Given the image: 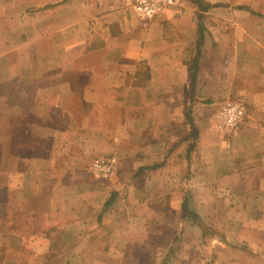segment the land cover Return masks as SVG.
I'll return each mask as SVG.
<instances>
[{"label":"crops","instance_id":"obj_1","mask_svg":"<svg viewBox=\"0 0 264 264\" xmlns=\"http://www.w3.org/2000/svg\"><path fill=\"white\" fill-rule=\"evenodd\" d=\"M209 259L264 264V0H0V264Z\"/></svg>","mask_w":264,"mask_h":264},{"label":"built area","instance_id":"obj_2","mask_svg":"<svg viewBox=\"0 0 264 264\" xmlns=\"http://www.w3.org/2000/svg\"><path fill=\"white\" fill-rule=\"evenodd\" d=\"M132 9L137 17L148 21L171 9H181L184 0H122ZM247 117V108L240 99H229L221 105L219 112L220 127L230 136L239 131ZM119 160L116 157H98L90 165V172L97 178L111 179L118 175ZM203 264H215L214 260H206Z\"/></svg>","mask_w":264,"mask_h":264},{"label":"trees","instance_id":"obj_3","mask_svg":"<svg viewBox=\"0 0 264 264\" xmlns=\"http://www.w3.org/2000/svg\"><path fill=\"white\" fill-rule=\"evenodd\" d=\"M199 1V0H198Z\"/></svg>","mask_w":264,"mask_h":264}]
</instances>
